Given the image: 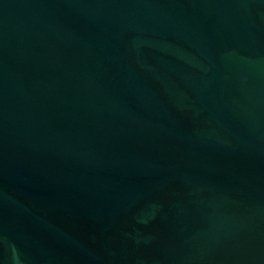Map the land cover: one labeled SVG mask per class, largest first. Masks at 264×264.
I'll use <instances>...</instances> for the list:
<instances>
[{
  "label": "water",
  "instance_id": "95a60500",
  "mask_svg": "<svg viewBox=\"0 0 264 264\" xmlns=\"http://www.w3.org/2000/svg\"><path fill=\"white\" fill-rule=\"evenodd\" d=\"M0 264H264V0H0Z\"/></svg>",
  "mask_w": 264,
  "mask_h": 264
}]
</instances>
